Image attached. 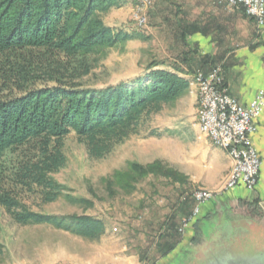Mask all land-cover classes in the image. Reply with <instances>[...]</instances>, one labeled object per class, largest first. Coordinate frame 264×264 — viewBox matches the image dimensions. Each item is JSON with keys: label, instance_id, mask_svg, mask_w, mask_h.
I'll return each mask as SVG.
<instances>
[{"label": "rangeland", "instance_id": "rangeland-1", "mask_svg": "<svg viewBox=\"0 0 264 264\" xmlns=\"http://www.w3.org/2000/svg\"><path fill=\"white\" fill-rule=\"evenodd\" d=\"M185 1L150 0L144 4L141 0H121L120 6L102 14L104 23L116 31L137 30L147 38H135L107 49L91 84L104 87L135 79L144 74L152 60H164L167 64L180 60L178 54L189 50L180 41L178 28L192 22L184 19ZM219 5L226 10L235 9L225 7L220 0ZM190 55L195 64L191 68L180 65L189 82L187 90L154 116L139 135L116 144L100 159L89 155L75 133L64 138L65 163L50 175L61 187L55 201L44 202L39 194L28 193L18 182L21 169L32 160L34 143L10 148L0 156V191L21 206L57 217L90 216L104 226L100 235L91 239L50 224L17 223L0 205V264H163L165 260H161L166 257L167 264H202L211 252L226 253L210 264H264V236H227L229 219L224 221L222 231L218 229L220 221H216L211 233L206 235L202 231L197 235L192 255L185 251L186 246L178 248L183 245L182 239L172 252L164 255L165 236L175 231L182 238L180 229L197 216L186 215L179 226L183 212L196 209L193 192L208 190L217 194L223 190L231 170L220 185L210 189L194 188L187 174L196 166L201 152L206 154L205 148L199 149L204 138L213 143L199 128L200 95L195 77L199 69L205 73L214 68L221 70L219 66L205 70L198 64L202 56L195 51ZM157 162L163 172L173 171L174 175L140 176L130 170L131 163L147 167ZM258 215L263 217L258 220ZM233 216L238 230L254 229L258 221L264 225V200L240 207ZM169 222H175L176 229H171ZM146 254L148 259L143 260Z\"/></svg>", "mask_w": 264, "mask_h": 264}, {"label": "trees", "instance_id": "trees-1", "mask_svg": "<svg viewBox=\"0 0 264 264\" xmlns=\"http://www.w3.org/2000/svg\"><path fill=\"white\" fill-rule=\"evenodd\" d=\"M120 3L0 0V156L10 148L34 143L32 160L17 178L28 193L39 194L44 202L59 197L61 187L50 175L65 163V137L75 133L89 155L100 159L116 144L139 135L189 86L180 65L191 68L195 64L192 51L178 54L180 60L170 64L152 60L135 79L104 87L91 84L107 49L147 38L140 31H116L104 23L101 15ZM189 29V25H180V41L184 42ZM198 64L205 70L213 68L206 57ZM130 170L140 176L174 175L173 171L163 172L158 162L147 167L131 163ZM127 178L135 180L130 175ZM0 205L17 223L50 224L91 239L104 228L100 220L90 216L31 212L4 191H0ZM168 224L176 229L175 222ZM175 234L165 236L164 255L180 243L182 238ZM162 238L164 234L159 241ZM147 259L146 254L143 260Z\"/></svg>", "mask_w": 264, "mask_h": 264}, {"label": "crops", "instance_id": "crops-1", "mask_svg": "<svg viewBox=\"0 0 264 264\" xmlns=\"http://www.w3.org/2000/svg\"><path fill=\"white\" fill-rule=\"evenodd\" d=\"M185 4L187 12H183L184 19L189 18L192 22L182 44L185 43L189 51L206 57L210 67L219 66L224 78L223 88L241 105H249L255 95L264 90V29H259L256 21L248 17L244 9L226 10L219 5V0H186ZM255 124L257 130L251 135V140L261 159L255 190L249 191L244 185H239L199 205V213L184 226L181 233L183 245L178 248L186 246L188 254L198 243L197 235L202 231L206 235L211 233L216 221H220L218 229L222 231L224 221L237 209L264 200V110ZM204 148L206 154L201 152L196 166L187 174L193 180L194 188L210 189L223 182L230 170L231 160L225 150L206 138L199 146L200 151ZM194 211V208L185 210L178 220L179 226L183 217H192ZM167 258L161 262L165 260L163 264H167Z\"/></svg>", "mask_w": 264, "mask_h": 264}, {"label": "built area", "instance_id": "built-area-1", "mask_svg": "<svg viewBox=\"0 0 264 264\" xmlns=\"http://www.w3.org/2000/svg\"><path fill=\"white\" fill-rule=\"evenodd\" d=\"M220 3L227 8L244 9L245 14L256 21L257 27L264 29V0H220ZM197 76L203 91L202 111H198V118H205L206 133L216 135L217 141H227L235 172L232 183L217 194L193 192L197 203L194 216L199 213V205L224 192L239 185H244L249 191L257 186L261 159L252 144L251 135L257 130L255 122L264 110V90H260L249 105L243 106L223 88L224 79L219 68L206 73L199 69ZM183 231L184 228L180 229Z\"/></svg>", "mask_w": 264, "mask_h": 264}, {"label": "water", "instance_id": "water-1", "mask_svg": "<svg viewBox=\"0 0 264 264\" xmlns=\"http://www.w3.org/2000/svg\"><path fill=\"white\" fill-rule=\"evenodd\" d=\"M260 217H263V215H258V220ZM235 216H233V214L227 218L230 220V222L227 223V227H226V235L227 236H237V235H241V236H250L251 234L252 235H261L262 237L264 236V225H262V223L260 221L257 222V226L256 228H248V229H237L239 226L237 224V222L235 221ZM228 221V220H227ZM239 223V222H238ZM264 239V238H263ZM231 247V245H230ZM226 252H221V253H216V254H213L212 252L206 257L205 256V259H204V262H202V264H210V261L213 262V261H216L218 260L219 256L220 258L222 256L225 255ZM262 254H264V247L262 249Z\"/></svg>", "mask_w": 264, "mask_h": 264}, {"label": "bare ground", "instance_id": "bare-ground-1", "mask_svg": "<svg viewBox=\"0 0 264 264\" xmlns=\"http://www.w3.org/2000/svg\"><path fill=\"white\" fill-rule=\"evenodd\" d=\"M141 1L144 2V4H149L147 0H141ZM194 83H196V85L199 87L200 111H202L203 91H202V88H200L198 76L195 77V82ZM199 128H200V131L213 142V144L218 145L221 148L225 149L228 152V154H229V156L231 158L232 167L230 168L231 169L230 170V173L228 174V177H227L226 181L223 184V190H224V189H226V187L228 186V184L232 183L233 178H234L235 162H233V160H232V152H231V149H229L228 144H227V141H217L216 135L208 134V133L205 132V118H199ZM198 191L205 192L206 194H216V193H213V192L208 191V190H198Z\"/></svg>", "mask_w": 264, "mask_h": 264}]
</instances>
